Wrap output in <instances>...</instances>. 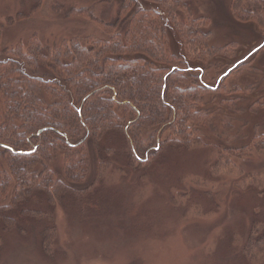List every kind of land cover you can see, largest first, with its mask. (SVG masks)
Listing matches in <instances>:
<instances>
[{
	"label": "trees",
	"instance_id": "trees-1",
	"mask_svg": "<svg viewBox=\"0 0 264 264\" xmlns=\"http://www.w3.org/2000/svg\"><path fill=\"white\" fill-rule=\"evenodd\" d=\"M44 1L35 0L30 15H18L7 24L27 20ZM110 1L70 7L64 14L95 25L105 39L71 37L45 44L32 34L0 51V225L6 234L24 232L14 217L19 211L24 218L46 222L41 248L50 257L57 236L51 209L86 193L78 188L90 174L89 143L96 152L93 185L115 156L114 150L102 147L108 138L124 141L132 171L146 170L166 151L207 149L205 133L214 114L203 110L205 99L225 93L227 80L251 70L253 57L234 69L230 62L209 64L211 21L195 17L189 0H116L112 21L96 14ZM51 10L62 14L57 3ZM228 10L235 22L254 25L264 36V0H230ZM169 36L178 41L180 53L172 52ZM214 53L232 58L235 51L226 46ZM187 63L202 66L197 77ZM212 68L215 85L209 86L206 73ZM231 104L224 102L229 108ZM254 105L264 109V100ZM222 127L228 130L227 120ZM213 148L211 170L229 169L234 159L264 152V133L241 148ZM59 157L62 165L56 172L52 164ZM237 171L242 185L264 199V171ZM38 198L48 210H30ZM3 243L0 235V250ZM243 249L249 261L264 252V223H253Z\"/></svg>",
	"mask_w": 264,
	"mask_h": 264
},
{
	"label": "rangeland",
	"instance_id": "rangeland-1",
	"mask_svg": "<svg viewBox=\"0 0 264 264\" xmlns=\"http://www.w3.org/2000/svg\"><path fill=\"white\" fill-rule=\"evenodd\" d=\"M96 1L100 0H45L36 14L9 26L8 20L30 15L35 0H0V51L32 34L45 44L71 37L105 39L95 25L64 16L70 7ZM229 1L189 0L195 17L211 21V66L230 62L234 69L253 57L249 72L227 80L225 93L204 101L203 110L214 114L205 133L209 148L166 151L146 170L132 171L126 163L124 141L108 138L102 147L114 150L115 156L93 185L96 152L89 143L90 174L78 188L86 193L51 209V225L57 233L53 256L45 255L41 248L46 222L24 218L19 211L14 217L24 232L6 234L0 225L4 239L0 264H264V252L256 261L243 256L253 223H264V199L235 177L237 170L243 175L264 171V152L234 159L229 169L211 170L216 160L213 147L222 151L241 148L254 135L264 133V109L254 107L264 100V36L254 25L235 22L228 10ZM53 2L61 6V15L51 10ZM115 2L101 4L97 16L112 21L118 8ZM183 18L179 13L178 20ZM174 39L170 37V45L177 54L180 50ZM226 46L235 51L232 58L214 53ZM187 67L196 77L202 70L199 63H187ZM215 74L214 68L206 73L207 85H215ZM227 101L232 107L224 105ZM223 119L228 121V130L222 127ZM61 165L62 157L52 164L56 172ZM38 199L31 205L34 209H28L48 210L43 198Z\"/></svg>",
	"mask_w": 264,
	"mask_h": 264
}]
</instances>
